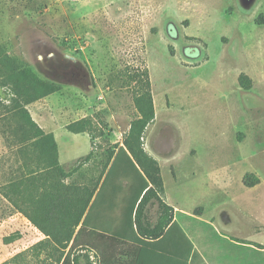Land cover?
Here are the masks:
<instances>
[{"label": "rangeland", "instance_id": "obj_1", "mask_svg": "<svg viewBox=\"0 0 264 264\" xmlns=\"http://www.w3.org/2000/svg\"><path fill=\"white\" fill-rule=\"evenodd\" d=\"M4 57L40 95L31 115L60 126L70 183L101 177L109 151L123 146L139 116L133 76L148 69L156 120L144 145L159 154L170 196L185 212L203 207L220 232L256 226L248 214L264 211V0H0ZM9 99L0 88V114ZM12 131L0 120L3 185L26 160ZM247 175L259 183L246 187ZM13 212L0 196V222Z\"/></svg>", "mask_w": 264, "mask_h": 264}, {"label": "trees", "instance_id": "obj_2", "mask_svg": "<svg viewBox=\"0 0 264 264\" xmlns=\"http://www.w3.org/2000/svg\"><path fill=\"white\" fill-rule=\"evenodd\" d=\"M18 69L9 57L0 59V88L8 91L10 96L0 120L9 122L13 129L11 137L14 146L26 160L20 165L21 174L3 186L0 194L15 212L23 214L46 238L4 264H92L90 253L94 240L126 242L158 239L170 225L168 233L178 230L182 240L189 242L192 248L183 228L174 222V209L163 201L165 188L159 161L148 153L144 145L146 130L156 120L149 70L133 76V81L137 83L134 103L139 116L132 121L123 146L116 144L109 151L108 163L101 177L85 176L82 183H70L67 186V212L61 219L49 220L45 217L48 212L45 203L46 172L52 170L63 179H71L73 171L66 172L62 168L54 134L41 128L28 110L29 105L40 100V95L18 76ZM239 83L244 90L252 88V80L245 74L240 76ZM96 118L104 128L108 127L99 115ZM91 156L81 158L74 171L82 166L81 161H88ZM114 178L119 179L120 185L114 184L112 189L109 182ZM124 181L126 184L122 186ZM258 181L253 175L244 178L248 188L256 186ZM113 196H121L117 204ZM152 201L161 212L158 223L153 227L146 223L147 206ZM114 204L118 213L115 229L110 232L98 225L108 224L107 210H112ZM203 210L199 207L194 214L201 216ZM98 212L104 215L98 217ZM20 238L21 234L16 232L3 241L10 244Z\"/></svg>", "mask_w": 264, "mask_h": 264}, {"label": "crops", "instance_id": "obj_3", "mask_svg": "<svg viewBox=\"0 0 264 264\" xmlns=\"http://www.w3.org/2000/svg\"><path fill=\"white\" fill-rule=\"evenodd\" d=\"M39 114L37 116L33 115V119L41 128L46 129L47 131H45L47 133L54 134L59 148L60 165L66 172H70L68 168L71 160H63L59 145L57 134L61 130L58 128L60 126L50 125L46 118H42L41 115L43 114ZM147 151L156 159L159 156L153 150L148 149ZM22 163H19L15 170L10 171L8 180L4 185L1 182L0 190L11 179H15L21 174L20 165ZM159 164L165 188L163 201L166 205L174 209V222L183 228L193 247L191 248L189 242L182 240L178 230L173 229L169 234L170 225L158 239L132 240L126 242L118 240L100 242L94 240L93 249L90 253L92 264H264V211L255 210L251 214H248L255 219L252 221L255 223L253 225L256 226H249L250 228L242 227L244 230L237 227V234L229 235L232 234V230L235 227H227L221 224L222 228H224L220 232L214 227L212 221H205L201 217L202 215L196 216L194 212H185L181 205L174 201L169 194L168 182L160 161ZM31 166H33L32 163ZM109 168H111V165ZM171 171L175 178L173 167H171ZM46 173L45 192L47 197L45 203L48 212L45 217L49 220L61 219L63 214L67 212V186L70 184V178L66 177L63 179L61 176H58L57 172H52V170H47ZM0 196L10 204L1 194ZM117 213L114 204L112 210H107L108 224L98 226L107 228L108 231L112 232L116 226ZM101 215H104V213L98 212V217ZM146 215V223L149 226L153 227L158 223L161 212L158 205L154 204L153 201L148 204ZM37 220L40 221V218L37 217ZM195 222L204 223L209 227H204V232L197 230L190 225ZM16 232L21 234V238L13 243L5 244L3 241L4 238ZM45 238L46 236L42 231L33 225L23 214L13 212L8 219L0 222V264L12 260L16 255L32 248ZM29 259L31 263L34 262L31 256Z\"/></svg>", "mask_w": 264, "mask_h": 264}, {"label": "flooded vegetation", "instance_id": "obj_4", "mask_svg": "<svg viewBox=\"0 0 264 264\" xmlns=\"http://www.w3.org/2000/svg\"><path fill=\"white\" fill-rule=\"evenodd\" d=\"M187 50H189V52H190L192 55L195 54V53L197 52V48H195V47H186V48L184 49L185 52H187Z\"/></svg>", "mask_w": 264, "mask_h": 264}, {"label": "water", "instance_id": "obj_5", "mask_svg": "<svg viewBox=\"0 0 264 264\" xmlns=\"http://www.w3.org/2000/svg\"><path fill=\"white\" fill-rule=\"evenodd\" d=\"M191 47V46H190Z\"/></svg>", "mask_w": 264, "mask_h": 264}]
</instances>
